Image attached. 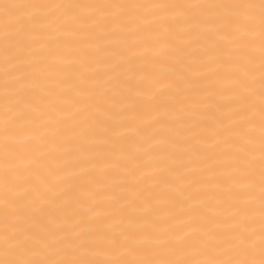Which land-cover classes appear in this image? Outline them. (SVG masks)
<instances>
[{
	"label": "bare ground",
	"instance_id": "1",
	"mask_svg": "<svg viewBox=\"0 0 264 264\" xmlns=\"http://www.w3.org/2000/svg\"><path fill=\"white\" fill-rule=\"evenodd\" d=\"M0 264H264V0H0Z\"/></svg>",
	"mask_w": 264,
	"mask_h": 264
}]
</instances>
